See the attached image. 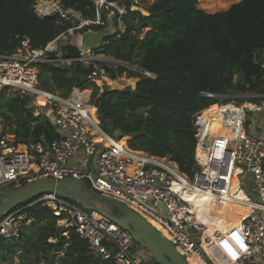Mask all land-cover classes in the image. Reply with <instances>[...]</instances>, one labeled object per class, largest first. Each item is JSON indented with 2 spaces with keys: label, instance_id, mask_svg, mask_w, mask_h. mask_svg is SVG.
<instances>
[{
  "label": "built area",
  "instance_id": "2783aa9c",
  "mask_svg": "<svg viewBox=\"0 0 264 264\" xmlns=\"http://www.w3.org/2000/svg\"><path fill=\"white\" fill-rule=\"evenodd\" d=\"M89 1L94 9L93 17L65 6L61 0H34L32 9L37 16H57L69 22V27L43 47H32L25 40L13 53H0V93L3 89L31 97L33 93H43L44 104L50 109L46 115L53 117L59 134L50 141L42 136L29 147L17 144L0 109V196L5 193L2 188L6 185L16 188L40 178L71 177L126 205L169 239L187 260L193 254L204 264L212 261L203 246L211 239L209 225L225 219L219 207L226 202L238 203L248 206L249 211L232 227L247 247L235 264H264V116L259 117L264 110L262 105L222 101L215 105V115H198L194 124V158L198 169L189 176L169 157L132 149L122 137L112 138L107 134L93 116L91 89L73 87L68 95L61 96L38 87L36 65L43 62L56 66L73 61L84 67L93 64L87 78L100 90L114 80L101 62L115 70V79L129 76L130 72L156 77L153 71L136 63L101 57L103 53L81 47L79 40L75 44L78 55L62 54L60 38L66 32L105 27L107 18L116 21L117 29L123 32L122 16L128 9L148 14L142 0ZM261 66L264 68V58ZM119 67L123 68L121 74H117ZM212 119L220 126L230 127L232 136L217 134L210 138L209 134V146L205 147L202 143ZM198 146L203 159L197 156ZM247 181L252 184L251 189L244 187ZM202 195L210 197L213 203L202 204ZM36 204L50 210L56 225L63 228V235L75 230L88 242L91 251L112 259L114 264H147L144 248L133 240L128 230L97 211L85 209L53 192L40 194L4 213L0 217V238H20L24 228L34 220L29 208ZM212 228L216 236L223 233L216 226Z\"/></svg>",
  "mask_w": 264,
  "mask_h": 264
},
{
  "label": "trees",
  "instance_id": "16d2710c",
  "mask_svg": "<svg viewBox=\"0 0 264 264\" xmlns=\"http://www.w3.org/2000/svg\"><path fill=\"white\" fill-rule=\"evenodd\" d=\"M232 1L222 4L225 7ZM33 2L0 0V53H13L25 40L32 47H43L69 27V22L57 16H37ZM61 2L87 17L94 16L89 0ZM207 7L213 10L219 5ZM146 8L148 14L128 9L122 16L125 30H116L95 50L136 63L153 71L155 78L130 72L128 77L134 79L130 85L119 89L106 86L100 91L87 78L93 64L84 67L73 61L56 66L43 62L36 65L38 87L61 96L68 95L73 87H93V116L105 132L117 134V138L128 136L130 148L169 157L192 176L198 169L194 158L196 117L212 113L217 103L227 101L205 93H264V0H239L212 13L198 8L197 0H153ZM61 51L65 57L78 55L72 44L62 45ZM101 64L115 79V70L105 62ZM122 70L119 67L117 74ZM7 90L0 93V109L17 144L29 147L42 136L45 141L58 137L47 115H35L30 95L8 97ZM29 215L34 220L26 228L36 226L35 237L23 231L18 239L0 238V260L16 250L29 253L33 249L36 254L41 250L46 264H114L112 259L91 251L75 230L63 235V228L56 226L48 208L36 204L29 208ZM52 237L55 241L47 242ZM56 252L62 254L57 256Z\"/></svg>",
  "mask_w": 264,
  "mask_h": 264
},
{
  "label": "water",
  "instance_id": "95a60500",
  "mask_svg": "<svg viewBox=\"0 0 264 264\" xmlns=\"http://www.w3.org/2000/svg\"><path fill=\"white\" fill-rule=\"evenodd\" d=\"M116 32L112 25V18H107V25L99 29H87L80 33L81 47L94 50L98 49L105 40ZM51 124L56 128L54 119L49 117ZM219 123L212 119L209 130L203 139V146H209L208 136ZM46 192H53L58 196L71 199L85 209L97 211L106 216L122 228L128 230L133 240L147 250L157 264H189L188 260L164 237L155 227L148 223L139 214L117 200L100 195L91 187H86L79 180L65 177L61 180L54 178H40L30 183L10 189L0 196V217L21 205L25 201ZM113 207L118 214H114L103 207Z\"/></svg>",
  "mask_w": 264,
  "mask_h": 264
},
{
  "label": "rangeland",
  "instance_id": "374dc122",
  "mask_svg": "<svg viewBox=\"0 0 264 264\" xmlns=\"http://www.w3.org/2000/svg\"><path fill=\"white\" fill-rule=\"evenodd\" d=\"M152 1L153 0H142L141 2H142V5L144 7H147ZM225 1H227V0H197V7L200 8V9H203L206 12L212 13V12H216V11L225 10L229 6H231L233 3H235V2H237L239 0H233L227 6L224 7V5L222 3H224ZM203 4H205V5L209 6V7H212L214 5H219V7L216 8V9L211 10V9H208V7L205 8V5H203ZM112 25H114L116 30H118L117 26L113 23V20H112ZM146 30H147V28L144 29V32ZM83 31H85V30H83ZM83 31L81 30V31L66 32L60 38V41H61V43H63V45L64 44L75 45L77 43V41L79 40L80 33H82ZM144 32H143V34H144ZM101 57L114 58L112 56H108V55H105V54L102 55ZM133 81H134V79H133ZM130 84L131 83L126 84V85H124L122 87H119V88H123L125 86L130 85ZM106 86L109 87V88L115 89V88H113V85L109 81H108L107 84H104L102 86V88H104ZM119 88L117 87V89H119ZM88 89H91V91H92L94 88L91 87V88H88ZM98 90H100V89L98 88ZM45 91H47V90H45ZM16 94L25 95V94H20L18 92H14L12 90H7L5 92V95L8 96V97L11 96V95H16ZM220 98L227 99L226 102H233L235 104L251 102V103H255L256 105H262L264 107V93H261V92L248 91V92H244V93H224V94H222V96ZM29 104L33 107L35 115H38L39 113H42V114L46 115L48 113V111L50 110L48 104H44V98L42 99V97H40V96L37 97V96L33 95V97L30 98V103ZM260 116H264V110H262L259 113V117ZM249 119H250V115L247 116V120H249ZM107 134H109V133H107ZM109 135L112 138L117 137V134H109ZM124 137H127L126 140H125L127 142L129 137L128 136H123L122 138H124ZM251 186H252V184H251ZM10 189H11L10 185H6V186H4L2 188V191L6 192V191H8ZM103 207L105 209H107L108 211L114 213V214H118L117 210L115 208H113V207L106 206V205H103ZM35 230H36V226H34L31 230L27 229L25 227L24 230H23L24 231L23 234L25 232H27L28 234H32L35 237ZM23 234H22V236H23ZM54 241H55V239L53 237L47 239V242H54ZM40 251H39L38 254H36L35 250H33V249L29 253H24V252H22V250L21 251L20 250H16V251L12 252L11 254L7 255V258L5 260H0V264H46L44 259H43L44 258V254L42 252H40ZM144 251L146 252L147 257H148L147 264H154L155 261H154L153 257L151 256V254L145 249H144ZM56 254L58 256V255H61L62 253L61 252H56ZM20 255H25V257L23 258ZM51 255H52V253H49L48 257H50ZM37 256L40 257V260L37 259ZM45 256H47V254ZM196 262L199 264L198 261H196ZM209 263L212 264V261L209 260Z\"/></svg>",
  "mask_w": 264,
  "mask_h": 264
},
{
  "label": "bare ground",
  "instance_id": "6f19581e",
  "mask_svg": "<svg viewBox=\"0 0 264 264\" xmlns=\"http://www.w3.org/2000/svg\"><path fill=\"white\" fill-rule=\"evenodd\" d=\"M131 82L132 81L128 76L123 75L112 80L111 84L113 85V88H119ZM33 95L37 97L40 96L42 97V99L44 98L43 93H33ZM210 114L215 115L216 109ZM217 134L232 136V129L227 126L219 125L215 127L212 133H210V138ZM202 153L203 152L201 146H198L197 156L200 159H203ZM200 201H202V204L213 203L211 198L206 195H202ZM207 210L210 212L211 209ZM219 210L224 212L223 216L225 217V219L222 220L221 223L213 221L211 223L212 225H209L210 229L208 230V232L210 233L211 239L208 242H204L203 246L215 264H235V260L239 257V255L243 254L247 247L244 245V243L242 242L236 231L232 229V227L237 225L240 219H242L248 213L249 207L238 203L226 202L223 204V206L219 207ZM212 226L218 227L223 231V233L220 236L214 235L212 233ZM188 258L189 264H198L196 261H198L199 264H204L201 261L200 257L196 255L190 254L188 255Z\"/></svg>",
  "mask_w": 264,
  "mask_h": 264
},
{
  "label": "crops",
  "instance_id": "0c3cea01",
  "mask_svg": "<svg viewBox=\"0 0 264 264\" xmlns=\"http://www.w3.org/2000/svg\"><path fill=\"white\" fill-rule=\"evenodd\" d=\"M209 113H211V112H209ZM209 113H207V114H209ZM207 114H205V115H207ZM246 189H251V183H250V181H247L246 182V186H244Z\"/></svg>",
  "mask_w": 264,
  "mask_h": 264
}]
</instances>
